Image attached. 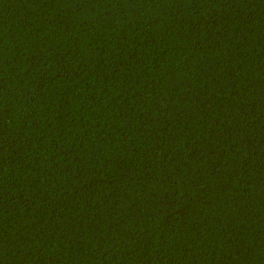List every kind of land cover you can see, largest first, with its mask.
Masks as SVG:
<instances>
[{"label": "trees", "instance_id": "16d2710c", "mask_svg": "<svg viewBox=\"0 0 264 264\" xmlns=\"http://www.w3.org/2000/svg\"><path fill=\"white\" fill-rule=\"evenodd\" d=\"M0 264H264V0H0Z\"/></svg>", "mask_w": 264, "mask_h": 264}]
</instances>
